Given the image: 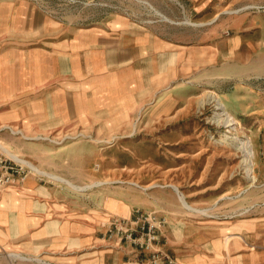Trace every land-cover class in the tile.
<instances>
[{
  "label": "rangeland",
  "instance_id": "1",
  "mask_svg": "<svg viewBox=\"0 0 264 264\" xmlns=\"http://www.w3.org/2000/svg\"><path fill=\"white\" fill-rule=\"evenodd\" d=\"M186 19L202 24H186ZM0 21V26L13 27L0 32V68H21L27 62V35L21 30L27 22L35 31L29 37L30 46L42 44L41 40L47 46L59 28L105 23L152 28L158 38L181 40L201 50L215 45L218 53L213 62L206 58L196 67L183 63L182 73H176L172 82L181 93L168 102L160 103L163 94L159 92L157 102L152 107L147 104L148 109L110 113L107 109L112 104L99 101L94 117L77 120V125L74 121L71 130L62 128L69 125L66 120L54 122L52 102L28 103L25 99H36V92L23 95L11 79H0V146L44 168L46 146L51 150L73 146L59 162L61 172L74 174L76 185L90 183L79 168L81 152L92 150L91 167L98 174L94 181L107 183L84 191L66 185L74 201L84 200L98 208L110 196L111 208L127 210L128 205L115 196L133 206L126 214L110 215L107 229L98 234L104 238L103 245L81 246L66 236L61 243L47 241L41 248L37 240L21 232L18 217L11 216L9 224L0 225V264H152V250L119 242L108 231L113 220L128 218L137 209L153 212L135 205L139 194L160 197L156 207L160 212L177 209L184 221L213 229L222 226L237 237L245 232L246 221L264 222V0H0ZM210 92L233 115L235 129L213 121L219 111L214 102L199 107L197 99ZM44 110L50 119L39 116ZM226 134L251 140L253 179L241 163L243 153L218 142ZM173 185L195 210L181 205ZM256 226L254 246L248 249L264 252V223ZM28 249L35 252L27 254Z\"/></svg>",
  "mask_w": 264,
  "mask_h": 264
},
{
  "label": "crops",
  "instance_id": "2",
  "mask_svg": "<svg viewBox=\"0 0 264 264\" xmlns=\"http://www.w3.org/2000/svg\"><path fill=\"white\" fill-rule=\"evenodd\" d=\"M29 23L21 27L27 35V62H23L21 68H0V79H11L12 86L21 87L23 95L36 92V99H25L28 103L52 102L53 120H66L69 125L62 126L65 130L75 128L72 126L74 121L77 125V120L94 117V106L99 101L112 104L107 109L110 113L115 109L128 113L148 109L147 104L152 107L157 102L159 92L163 94L160 103L168 102L172 95L181 93V90L173 89L172 82L176 73H182L183 63L189 68L196 67L206 58L213 62L218 55L215 45H208L209 50H201L183 45L181 40L158 38L152 28L130 25L120 28L105 23L85 28H59L47 46L43 40L42 44L30 46L29 37L35 31ZM11 29V26H0V32ZM178 64L179 67H175ZM41 115L50 119L46 110L39 113ZM72 147L60 146L62 150H51L46 146L47 167L37 166L63 175L58 176L72 183L77 182L71 172H61L62 162H59L62 153ZM87 150L88 154L81 152L79 169L92 183L98 174H94L91 167L92 150ZM39 170L43 173L33 172L43 178L29 174L23 182L9 186L10 189L0 194V225L9 224L7 219L11 216L18 217L21 232L29 234L30 240H37L41 248L47 241L61 243L66 236L81 246L103 245L104 238L98 234L107 229L106 221L110 215L126 214L133 207L115 196L113 198L128 205L127 210L111 208L110 196L103 199L98 208L84 200L74 201L69 185ZM46 176L55 181L45 180ZM137 199L135 205L166 219L154 249L168 254L173 259L172 264H264V252L254 253L248 249L250 245L254 246L256 224L263 225L264 222L246 221L245 232L237 237L236 233H230L222 226L213 229L184 221V215L177 209L164 208L165 212H160L156 208L160 197L147 193L145 197L139 194ZM32 252L35 251L28 249L27 254ZM208 253L217 257H209Z\"/></svg>",
  "mask_w": 264,
  "mask_h": 264
},
{
  "label": "built area",
  "instance_id": "3",
  "mask_svg": "<svg viewBox=\"0 0 264 264\" xmlns=\"http://www.w3.org/2000/svg\"><path fill=\"white\" fill-rule=\"evenodd\" d=\"M10 152L12 151L10 150ZM10 152L0 146V190L23 182L26 176L33 172L27 164ZM166 223L164 217H159L154 212L137 209L128 218L113 220L108 231L111 234L115 233L119 242L152 250L150 263L172 264L173 259L168 254L154 249V246L159 242V231Z\"/></svg>",
  "mask_w": 264,
  "mask_h": 264
},
{
  "label": "bare ground",
  "instance_id": "4",
  "mask_svg": "<svg viewBox=\"0 0 264 264\" xmlns=\"http://www.w3.org/2000/svg\"><path fill=\"white\" fill-rule=\"evenodd\" d=\"M165 18L168 21L173 22L171 19H169L167 17H165ZM184 22L186 24H190L193 26H198V25L202 24V23L192 22L188 19H186ZM212 102L215 103L216 109L219 110L218 112H216L214 114V116H213L214 120L213 121H215L216 123H219V124L224 123V124H226L227 127L231 126L232 127L231 129H235V126H234L236 124L235 118L233 117V115L229 111H227L225 109L224 103L221 101V99L218 96H216L214 93L210 92V93L204 94L203 96H200L197 99V103H198L199 107L203 106L206 103H212ZM218 142H220L222 144L226 143L229 146H233V147H235V149L240 150L243 153V159H242L241 163H242L246 173L248 174V176L251 179H253L254 176L252 174V169H253V163H254V161H253L254 151L252 148L251 140L249 138L242 140V139L236 138L234 136H231L229 134H226L224 137L219 139ZM2 146L4 148L8 149V151L10 152V150H11L10 148L6 147L5 145H2ZM12 152H10V153L13 156L17 157V159L21 160L23 163L27 164L32 169V171H35L37 173L38 172L43 173L37 168V166L33 162H31L30 160H27V159H23V158L19 157V155L17 153H12ZM51 177L64 182L65 184L69 185L72 189L77 190V191H84V190L92 188L94 186L103 185V184L107 183L105 180H99V181H94V182H92L90 184H86V185H76V184L70 182L69 180H66V179L59 177L57 175L51 174ZM148 186H154V185L149 184ZM173 187H174V190L176 191V193L178 195V198L181 202V205L188 210H195L196 208L191 206L185 200V197H184L183 193L179 190V188L175 185H173ZM198 210H200V209H198ZM200 211H202V210H200ZM12 256L19 257L22 259L25 258L22 255H20L19 253L18 254L14 253V254H12Z\"/></svg>",
  "mask_w": 264,
  "mask_h": 264
}]
</instances>
